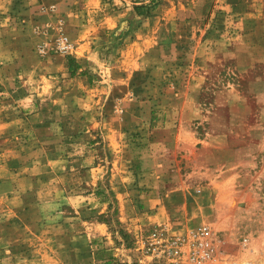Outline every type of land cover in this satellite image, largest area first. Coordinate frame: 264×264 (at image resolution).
I'll return each mask as SVG.
<instances>
[{
	"label": "rangeland",
	"instance_id": "rangeland-1",
	"mask_svg": "<svg viewBox=\"0 0 264 264\" xmlns=\"http://www.w3.org/2000/svg\"><path fill=\"white\" fill-rule=\"evenodd\" d=\"M84 219L95 264L203 225L264 260V0H0V264Z\"/></svg>",
	"mask_w": 264,
	"mask_h": 264
},
{
	"label": "built area",
	"instance_id": "built-area-1",
	"mask_svg": "<svg viewBox=\"0 0 264 264\" xmlns=\"http://www.w3.org/2000/svg\"><path fill=\"white\" fill-rule=\"evenodd\" d=\"M55 48L64 53L69 46L64 39H60ZM40 52L46 54V47L41 46ZM213 242L214 234L205 225L180 235L157 227L141 239L139 251L147 259V264H216L218 257ZM249 242L248 238H243L241 248L245 250ZM220 261L218 264H235L229 260ZM242 264H264V260L246 257Z\"/></svg>",
	"mask_w": 264,
	"mask_h": 264
},
{
	"label": "crops",
	"instance_id": "crops-1",
	"mask_svg": "<svg viewBox=\"0 0 264 264\" xmlns=\"http://www.w3.org/2000/svg\"><path fill=\"white\" fill-rule=\"evenodd\" d=\"M74 60L80 66V70L86 68L78 59ZM72 207H74L73 204ZM80 221L81 229H75L73 225H69L70 223L65 221L64 231L54 235V244L57 245L52 260L55 264H95V262L100 261L102 251L97 249L94 244L96 239L95 230H99L101 235L104 227L95 220L84 219Z\"/></svg>",
	"mask_w": 264,
	"mask_h": 264
},
{
	"label": "trees",
	"instance_id": "trees-1",
	"mask_svg": "<svg viewBox=\"0 0 264 264\" xmlns=\"http://www.w3.org/2000/svg\"><path fill=\"white\" fill-rule=\"evenodd\" d=\"M153 2V1H152ZM136 8V10H138L139 12L141 11L140 9H145V11H147V12H149V6H147V5H140V6H138V7H135ZM71 66H72V62H71V60L69 61V69L71 70Z\"/></svg>",
	"mask_w": 264,
	"mask_h": 264
}]
</instances>
